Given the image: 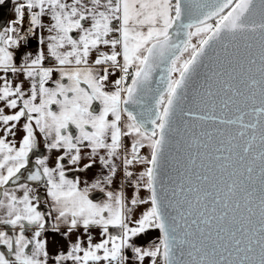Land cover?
I'll return each mask as SVG.
<instances>
[{"label": "snow or ice", "instance_id": "obj_1", "mask_svg": "<svg viewBox=\"0 0 264 264\" xmlns=\"http://www.w3.org/2000/svg\"><path fill=\"white\" fill-rule=\"evenodd\" d=\"M0 264H264V0H0Z\"/></svg>", "mask_w": 264, "mask_h": 264}, {"label": "water", "instance_id": "obj_2", "mask_svg": "<svg viewBox=\"0 0 264 264\" xmlns=\"http://www.w3.org/2000/svg\"><path fill=\"white\" fill-rule=\"evenodd\" d=\"M9 12H10V6L4 10V15L9 17Z\"/></svg>", "mask_w": 264, "mask_h": 264}, {"label": "crops", "instance_id": "obj_3", "mask_svg": "<svg viewBox=\"0 0 264 264\" xmlns=\"http://www.w3.org/2000/svg\"><path fill=\"white\" fill-rule=\"evenodd\" d=\"M44 154H47L46 152ZM97 198H100V194L99 193H96L94 194Z\"/></svg>", "mask_w": 264, "mask_h": 264}, {"label": "rangeland", "instance_id": "obj_4", "mask_svg": "<svg viewBox=\"0 0 264 264\" xmlns=\"http://www.w3.org/2000/svg\"><path fill=\"white\" fill-rule=\"evenodd\" d=\"M12 16V13H11V7H10V12H9V17L8 18H11Z\"/></svg>", "mask_w": 264, "mask_h": 264}]
</instances>
